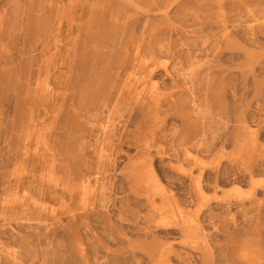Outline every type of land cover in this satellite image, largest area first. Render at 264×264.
<instances>
[{
	"label": "rangeland",
	"instance_id": "1",
	"mask_svg": "<svg viewBox=\"0 0 264 264\" xmlns=\"http://www.w3.org/2000/svg\"><path fill=\"white\" fill-rule=\"evenodd\" d=\"M0 264H264V0H0Z\"/></svg>",
	"mask_w": 264,
	"mask_h": 264
}]
</instances>
